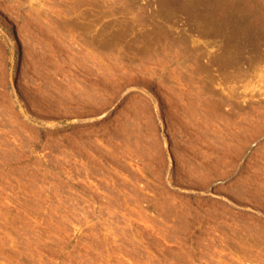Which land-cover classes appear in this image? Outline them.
<instances>
[{"label":"rangeland","instance_id":"rangeland-1","mask_svg":"<svg viewBox=\"0 0 264 264\" xmlns=\"http://www.w3.org/2000/svg\"><path fill=\"white\" fill-rule=\"evenodd\" d=\"M0 264H264V0H0Z\"/></svg>","mask_w":264,"mask_h":264},{"label":"bare ground","instance_id":"bare-ground-1","mask_svg":"<svg viewBox=\"0 0 264 264\" xmlns=\"http://www.w3.org/2000/svg\"><path fill=\"white\" fill-rule=\"evenodd\" d=\"M235 2H236V1H235ZM231 3H232V2H231ZM239 3H241V2H239ZM242 4H243V3H242ZM213 5H214V4H213ZM215 5H216V4H215ZM215 5H214V6H215ZM250 7H251V6H250ZM250 7H249V8H250ZM213 9H214V8H213ZM220 15H221V14H220ZM197 17H198V16H197ZM209 17H210V16H209ZM225 18H226V17H225ZM245 21H246V20H245ZM215 24H216V23H215ZM236 24H237V23H236ZM236 24H235V25H236ZM205 26H206V25H205ZM232 36H233V35H232ZM228 38H229V37H228ZM232 38H233V37H232ZM245 39H246V38H245ZM251 39H252V38H251ZM251 39H250V40H251ZM258 39H259V38H258ZM237 40H238V39H237ZM241 40H242V39H241ZM253 40H254V39H253ZM234 41H235V40H234ZM241 44H242V43H241ZM236 45H237V44H236ZM258 47H259V46H258ZM231 49H232V48H231ZM235 51H236V50H235ZM248 51H249V50H248ZM237 52H238V51H237ZM219 53H220V52H219ZM240 53H241V52H239L238 54H240ZM241 54H242V53H241ZM241 54H240V55H241ZM248 56H249V55H248ZM251 56H252V55H251ZM225 57H226V56H225ZM227 57H228V56H227ZM229 57H230V56H229ZM258 58H259V57H258ZM227 59H230V58H227ZM227 59H226V61H227ZM219 60H220V59H219ZM223 60H224V58H223ZM224 61H225V60H224ZM252 61H253V60H252ZM228 65H229V63H228ZM220 66H221V65H220ZM223 68H224V67H223ZM223 68H222V69H223ZM247 70H248V69H247ZM222 72H223V71H222ZM240 72H241V71H240ZM245 72L247 73V71H245ZM245 72H244V73H245ZM223 73H224V72H223ZM242 73H243V72H242ZM242 76H243V75H242ZM248 78H249V77H248ZM196 93H197V92H196ZM198 93H199V92H198ZM214 96H215V95H214ZM191 97H192V96H191ZM191 104H192V102H191ZM76 121H77V120H76ZM227 137H228V135H227ZM229 137H230V135H229ZM224 139H225V138H224ZM223 142H224V141H223Z\"/></svg>","mask_w":264,"mask_h":264},{"label":"water","instance_id":"water-1","mask_svg":"<svg viewBox=\"0 0 264 264\" xmlns=\"http://www.w3.org/2000/svg\"><path fill=\"white\" fill-rule=\"evenodd\" d=\"M72 122H73V123H75V122H76V120H75V119H73V120H72Z\"/></svg>","mask_w":264,"mask_h":264}]
</instances>
